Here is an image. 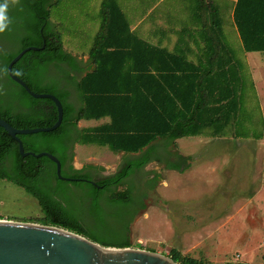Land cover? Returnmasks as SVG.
<instances>
[{"label": "trees", "instance_id": "trees-1", "mask_svg": "<svg viewBox=\"0 0 264 264\" xmlns=\"http://www.w3.org/2000/svg\"><path fill=\"white\" fill-rule=\"evenodd\" d=\"M56 1L18 0L8 10L11 23L0 32V118L15 128L50 126L56 119L51 100L31 97L6 73V64L26 46L43 45L24 52L11 72L31 91L53 94L62 107L54 130L17 135L23 151L51 153L60 163V174L72 178L88 176L62 169L70 136V148L79 142L123 152L117 172L106 178L121 179L138 171L146 195L158 179L154 172H142L146 163L154 161L178 172L189 166L187 156L170 149L174 140L203 131L223 136L241 95L242 64L222 39L221 20L210 0H194V16L202 17L194 33L201 51L195 61L138 38L115 1L102 0L98 28L87 51L92 68L87 71L64 50L56 24L49 19ZM232 19L243 50L264 51V0H235ZM68 87L79 102L76 107L68 101ZM103 117L108 121L93 127L76 125L81 119ZM0 179L35 199L41 216L33 222L65 228L102 246L130 245L127 237L99 228L84 215L80 200L68 194L69 185L84 183L57 179L54 163L46 156H20L16 141L1 127ZM128 193L113 199L119 201ZM167 255L177 264H203L174 248Z\"/></svg>", "mask_w": 264, "mask_h": 264}, {"label": "rangeland", "instance_id": "rangeland-1", "mask_svg": "<svg viewBox=\"0 0 264 264\" xmlns=\"http://www.w3.org/2000/svg\"><path fill=\"white\" fill-rule=\"evenodd\" d=\"M101 1L57 0L49 8L62 47L87 65L84 71L92 68L87 51L98 28ZM114 1L129 28L137 24L133 33L149 44L146 38L152 29L156 36L191 37L202 18L194 16V0ZM210 1L222 22V39L236 41L229 16L231 0ZM233 55L238 58L236 51ZM243 69L235 117L223 136L203 131L174 140L170 149L189 158V166L180 172L157 162L142 168L158 179L131 223L128 247L166 256L174 248L203 264H264V105ZM73 101L78 106L77 98ZM107 121V117L81 119L76 125L89 128ZM123 158V152L103 146L73 145L74 168L94 164L109 173ZM40 216L33 197L0 179V219L35 223Z\"/></svg>", "mask_w": 264, "mask_h": 264}, {"label": "water", "instance_id": "water-1", "mask_svg": "<svg viewBox=\"0 0 264 264\" xmlns=\"http://www.w3.org/2000/svg\"><path fill=\"white\" fill-rule=\"evenodd\" d=\"M43 47L26 46L6 64V73L33 98H47L56 109V119L50 126L15 128L0 118V127L17 143L20 156H46L54 163L59 180L72 181L78 178L62 176L58 159L49 152L23 151L18 134L48 132L61 121L60 101L50 93L31 91L26 84L11 72V65L26 51ZM0 264H176L170 257L131 247L102 246L80 234L62 227L39 223L0 219Z\"/></svg>", "mask_w": 264, "mask_h": 264}, {"label": "flooded vegetation", "instance_id": "flooded-vegetation-1", "mask_svg": "<svg viewBox=\"0 0 264 264\" xmlns=\"http://www.w3.org/2000/svg\"><path fill=\"white\" fill-rule=\"evenodd\" d=\"M68 89L70 90L68 101L75 106L73 93L71 92L72 89L70 87ZM71 137L65 141V159L62 169L66 172L69 169L80 170L81 174H85L88 177H77V181H81L84 185H69L67 189L68 194L73 197L76 196L80 200L84 215L94 220L99 228L105 229L117 236H125L128 240L131 223L139 212L144 209V207L142 209L139 208L140 202L144 205L146 199V195H144V182L137 178L138 171H135L129 177L108 179L106 178L107 176L117 172L121 162L109 173H104L101 166L94 164H83L79 168H74L72 165L74 144L70 148ZM69 156L71 157L69 158ZM126 190L129 191L126 197L119 201L113 199L117 194Z\"/></svg>", "mask_w": 264, "mask_h": 264}, {"label": "crops", "instance_id": "crops-1", "mask_svg": "<svg viewBox=\"0 0 264 264\" xmlns=\"http://www.w3.org/2000/svg\"><path fill=\"white\" fill-rule=\"evenodd\" d=\"M232 6L230 8L229 16L230 22L232 25V29L236 32V41L230 40L225 42L227 47L231 49L232 53L237 52L238 60L242 63V67L246 68L248 73L251 76L252 84L257 91L260 99V105H264V51H245L243 50L242 41L237 33L235 25L232 19V12L234 7L235 0H231ZM222 24V22H221ZM136 25L134 24L130 30L134 32L136 30ZM135 27V28H134ZM145 27H148L145 25ZM154 30V29H152ZM151 30L150 35L146 39H148L152 45H157L158 47L164 48L167 51H179L182 54H185L186 58L191 61H195L197 57L200 55V40L196 37V35H192L191 37H175V36H156ZM147 42V41H146ZM236 49V50H235ZM88 58V57H87ZM242 61H241V59ZM87 65L84 64L83 67ZM242 68V70H244ZM264 115V108H263ZM195 137V136H194Z\"/></svg>", "mask_w": 264, "mask_h": 264}, {"label": "clouds", "instance_id": "clouds-1", "mask_svg": "<svg viewBox=\"0 0 264 264\" xmlns=\"http://www.w3.org/2000/svg\"><path fill=\"white\" fill-rule=\"evenodd\" d=\"M17 3L18 0H2V2H0V32H4L11 23L8 16L10 5H15Z\"/></svg>", "mask_w": 264, "mask_h": 264}]
</instances>
